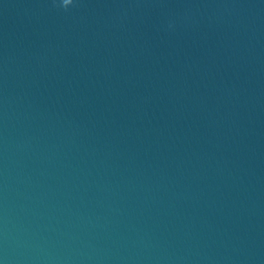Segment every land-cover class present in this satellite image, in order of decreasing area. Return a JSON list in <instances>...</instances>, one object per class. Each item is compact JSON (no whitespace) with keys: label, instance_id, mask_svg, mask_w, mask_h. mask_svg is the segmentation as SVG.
Returning a JSON list of instances; mask_svg holds the SVG:
<instances>
[{"label":"water","instance_id":"obj_1","mask_svg":"<svg viewBox=\"0 0 264 264\" xmlns=\"http://www.w3.org/2000/svg\"><path fill=\"white\" fill-rule=\"evenodd\" d=\"M0 0V264H264V0Z\"/></svg>","mask_w":264,"mask_h":264},{"label":"clouds","instance_id":"obj_2","mask_svg":"<svg viewBox=\"0 0 264 264\" xmlns=\"http://www.w3.org/2000/svg\"><path fill=\"white\" fill-rule=\"evenodd\" d=\"M72 4V0H63L62 7L67 10V8Z\"/></svg>","mask_w":264,"mask_h":264}]
</instances>
